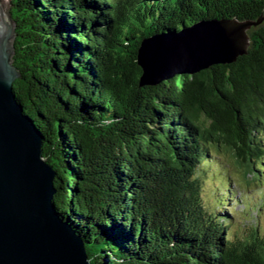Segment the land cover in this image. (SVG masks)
<instances>
[{
    "label": "trees",
    "instance_id": "trees-1",
    "mask_svg": "<svg viewBox=\"0 0 264 264\" xmlns=\"http://www.w3.org/2000/svg\"><path fill=\"white\" fill-rule=\"evenodd\" d=\"M12 2L23 73L15 93L57 171L56 209L90 259L264 264V224L233 229L228 207L246 202L243 217L264 207V194L240 199L227 188L238 179L221 175L228 158L248 186H264V0ZM234 17H263L249 31L248 53L139 84L144 37ZM210 176L220 179L211 204Z\"/></svg>",
    "mask_w": 264,
    "mask_h": 264
},
{
    "label": "water",
    "instance_id": "water-1",
    "mask_svg": "<svg viewBox=\"0 0 264 264\" xmlns=\"http://www.w3.org/2000/svg\"><path fill=\"white\" fill-rule=\"evenodd\" d=\"M0 0V264H96L74 226L56 209L57 171L44 136L15 93L18 21ZM256 20L212 18L144 37L137 50L140 85H157L232 63L248 53Z\"/></svg>",
    "mask_w": 264,
    "mask_h": 264
},
{
    "label": "rangeland",
    "instance_id": "rangeland-1",
    "mask_svg": "<svg viewBox=\"0 0 264 264\" xmlns=\"http://www.w3.org/2000/svg\"><path fill=\"white\" fill-rule=\"evenodd\" d=\"M222 176L225 175H232L233 177L237 178L238 180H234L233 182H231V186H227L228 189L232 190L235 192V196L240 197V199H245V201H254L255 199H259L261 197V195L264 194V186H255V185H250L248 186V184L245 182V179L243 176H241L242 174L238 173L235 168L233 167V165L231 164V161L226 158V160L223 161V167H222ZM221 176V177H222ZM226 177V176H225ZM207 181L204 182L203 186H204V196L206 197L205 202L206 203H213L212 202V194L214 192V185L219 184L218 182L220 181V179L218 178H213V177H207L206 178ZM237 184L239 182H241L239 185ZM222 182V180H221ZM227 181H224L223 186L226 185ZM223 190V187H222ZM225 194H228L225 191ZM223 194V195H225ZM230 196H228L227 198H229ZM233 203V200H232ZM229 202L228 207H230L231 205H234V211H235V215H237L236 217L238 219H241V221H239L238 219H234V223H233V229H237V228H243L244 230L247 229L248 227L252 226L255 224V222H257V218L260 219V226L264 224V207L258 208V206H255L253 209L250 210V208L247 209V211L250 210V212H248V214H245L242 217V212L243 209L246 210V202H241L240 203H236V204H232ZM258 213L261 214L262 217H258ZM242 217V218H239Z\"/></svg>",
    "mask_w": 264,
    "mask_h": 264
}]
</instances>
